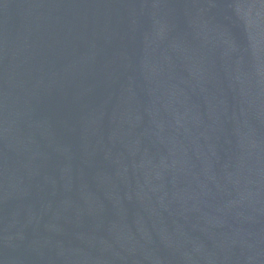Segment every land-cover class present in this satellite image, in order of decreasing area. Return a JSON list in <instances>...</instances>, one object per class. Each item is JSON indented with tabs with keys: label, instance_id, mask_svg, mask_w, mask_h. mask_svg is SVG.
<instances>
[{
	"label": "water",
	"instance_id": "water-1",
	"mask_svg": "<svg viewBox=\"0 0 264 264\" xmlns=\"http://www.w3.org/2000/svg\"><path fill=\"white\" fill-rule=\"evenodd\" d=\"M0 264H264V0H0Z\"/></svg>",
	"mask_w": 264,
	"mask_h": 264
}]
</instances>
